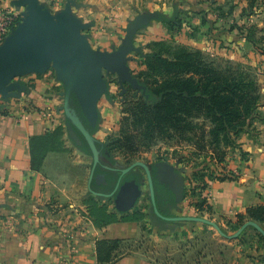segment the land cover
I'll use <instances>...</instances> for the list:
<instances>
[{
    "label": "crops",
    "instance_id": "0c3cea01",
    "mask_svg": "<svg viewBox=\"0 0 264 264\" xmlns=\"http://www.w3.org/2000/svg\"><path fill=\"white\" fill-rule=\"evenodd\" d=\"M12 1L5 5L14 8L22 20L26 6L16 7ZM39 3L54 15L70 4L74 16L91 24L83 33L92 47L107 52L119 49L130 23L138 16L155 13L157 17L135 35V46H140L136 40L142 50L145 42L166 40L215 59H227L231 67L256 77L264 112V0ZM177 11L180 30L164 19ZM129 56L130 63L142 60L136 51ZM145 67L141 64L140 70ZM104 73L107 79L105 70ZM109 75L118 80L117 73ZM16 80L26 86L20 97L0 99V264H106L98 260L97 243L101 239H121L124 249L129 244L132 247L110 264H264V235L256 226L248 225L237 237H228L248 221L264 229V224L248 213L250 207L264 205V122H255L240 134L238 147L228 148L229 170L238 169L239 175L208 179L200 195L188 193L193 177L188 178L168 163L185 180L184 198L177 201L169 186L160 180L162 170L157 169L156 202L158 199L163 215L209 218L228 235L224 236L205 222L171 221L150 214L153 202L147 170L136 166L123 174L125 169L105 163L112 160L106 151L90 186L93 153L81 132L77 130L82 145L69 134L65 84L56 70L30 73ZM109 86L113 91L108 80V91L97 104L95 126L73 93V108L97 139L101 101L112 99ZM98 140L103 152L105 145ZM38 154L43 155V161L35 169L33 159ZM121 176L125 188L140 190L128 210L118 209L117 195H105L114 190ZM200 202L202 209L198 207Z\"/></svg>",
    "mask_w": 264,
    "mask_h": 264
},
{
    "label": "water",
    "instance_id": "95a60500",
    "mask_svg": "<svg viewBox=\"0 0 264 264\" xmlns=\"http://www.w3.org/2000/svg\"><path fill=\"white\" fill-rule=\"evenodd\" d=\"M16 7L26 6L24 17L17 27L0 44V96L4 100L18 98L26 86L17 77L30 73L42 74L53 68L57 76L65 84L64 109L70 119L68 125L71 138L78 144H83V139L78 134L81 132L90 146L94 162L92 165L90 186L94 179L96 169L100 163L101 152L98 148L99 140L84 125L73 108V93L79 97L81 106L85 109L92 125L95 126L98 118L97 104L103 93L108 91V80L105 77L111 73L118 74V81L123 86L130 81L135 84L136 78L132 76L128 65L131 57L129 53L141 51L134 45V37L157 14L140 15L128 27V33L123 44L113 52L94 49L88 36L83 33L91 27L90 23H82L71 13L70 4L58 14H52L39 0H14ZM145 89V87H144ZM136 166L147 170L153 208L155 213L166 220H194L211 224L224 236H228L222 228L209 218L201 216H165L161 213L156 202L155 185L149 166L142 161L131 164L123 174ZM167 175L161 177V182L166 183L173 191L177 201L184 198V177L170 164L165 165ZM164 172H162L163 174ZM120 177L116 187L106 196L117 195L116 203L120 210H128L135 204L140 195V190L121 185ZM135 184V182H134ZM136 186V185H135ZM97 193V192H96ZM101 195L102 193H97ZM125 201V205L121 202ZM248 225L256 226L264 235V229L255 221L246 222L239 231L229 238L237 237Z\"/></svg>",
    "mask_w": 264,
    "mask_h": 264
},
{
    "label": "trees",
    "instance_id": "16d2710c",
    "mask_svg": "<svg viewBox=\"0 0 264 264\" xmlns=\"http://www.w3.org/2000/svg\"><path fill=\"white\" fill-rule=\"evenodd\" d=\"M164 19L173 29L180 30L178 11L171 18ZM153 45L156 48L152 51H141L146 69L139 72L146 78L143 111L149 118V131L164 133L171 129L185 137L195 128L192 119L204 118L211 124L209 134L213 151L210 158L217 155V161L224 162L228 148L238 147L240 134L248 131L255 122H264L256 77L244 69L226 71L216 67L204 53L185 45H173L166 40L154 41ZM104 149L113 159L110 147L106 145ZM42 161L43 155L38 154L33 159V168L38 169ZM192 177L188 193L200 195L208 186V176L196 170ZM213 178V174L209 176V179ZM200 204L197 206L202 209ZM248 213L264 224V205L250 207ZM153 214L156 215L155 211ZM123 242L121 239L99 240V262L110 264L127 253L129 245L124 249Z\"/></svg>",
    "mask_w": 264,
    "mask_h": 264
},
{
    "label": "rangeland",
    "instance_id": "374dc122",
    "mask_svg": "<svg viewBox=\"0 0 264 264\" xmlns=\"http://www.w3.org/2000/svg\"><path fill=\"white\" fill-rule=\"evenodd\" d=\"M136 41L139 43V47L142 48V44L138 40ZM154 41L162 40L145 42V45H143L144 50L141 49V51L150 52L155 49ZM141 51L137 55L142 57ZM204 56L209 61L214 62L216 67L223 70L227 71L233 68L229 65L227 59H215L208 54H204ZM141 59L131 61V63L129 60L128 62L132 76L136 78L135 84L127 81L122 86L118 83V80L116 81L115 78L111 79L110 75L107 76L114 90L111 91L109 86V92H112V99L103 98L101 101V115L95 133L105 146L108 145L110 147L113 159L111 161L105 160L102 155L106 151L105 149L101 152V159H104L105 163L110 166H118L120 168H125L137 161L151 164L157 160H163L175 166L177 170L184 173L188 178L196 170L201 173L205 172L208 176L207 180L212 174L215 178L223 177L224 172L230 169V153L227 154L226 160L222 163L217 161V155H214L213 159L210 158L213 148L210 145L211 136L209 130L211 129V124L208 120L204 118L192 119L195 128L188 132L185 137L179 136L171 129H167L164 133L149 131V118L143 111L146 99L143 92L146 78L139 73L142 70H140L141 64H143L140 61H144L143 57ZM0 102L2 101L0 100ZM87 159L91 163L92 157L89 154ZM157 205L162 214H164L158 199ZM153 211L154 208L152 206L149 209V213L152 214ZM146 242L147 240H144L145 247ZM131 250L132 247L129 244V250L125 252H130Z\"/></svg>",
    "mask_w": 264,
    "mask_h": 264
},
{
    "label": "built area",
    "instance_id": "2783aa9c",
    "mask_svg": "<svg viewBox=\"0 0 264 264\" xmlns=\"http://www.w3.org/2000/svg\"><path fill=\"white\" fill-rule=\"evenodd\" d=\"M8 0H0V44L3 43L5 38L12 32L14 28L17 27L18 23L21 21V18L15 9L11 6L5 5ZM24 114L27 113V110L23 111ZM230 177H235L239 175V170L231 169L224 172V176L227 175Z\"/></svg>",
    "mask_w": 264,
    "mask_h": 264
},
{
    "label": "flooded vegetation",
    "instance_id": "af4514ba",
    "mask_svg": "<svg viewBox=\"0 0 264 264\" xmlns=\"http://www.w3.org/2000/svg\"><path fill=\"white\" fill-rule=\"evenodd\" d=\"M169 162H167V161H163V160H157V161H155V162H153V163H151V164H147L148 166H149V169L151 170V173H152V176H153V180H154V184H155V187L158 185V180H157V176H156V172H157V169H161L162 170V172H164L163 174H162V178H163V176L164 175H167V174H169V173H167V171H168V169H167V167L165 166L166 164H168ZM133 164V163H132ZM131 165V164H130ZM129 165V166H130ZM129 166H127V167H125V168H123V169H126V168H128ZM133 169V168H132ZM131 169V170H132ZM130 170V171H131ZM129 172V171H128ZM137 181H138V177H136L135 178ZM121 205H125V201H122L121 202Z\"/></svg>",
    "mask_w": 264,
    "mask_h": 264
}]
</instances>
